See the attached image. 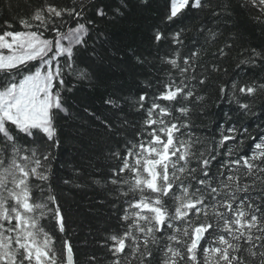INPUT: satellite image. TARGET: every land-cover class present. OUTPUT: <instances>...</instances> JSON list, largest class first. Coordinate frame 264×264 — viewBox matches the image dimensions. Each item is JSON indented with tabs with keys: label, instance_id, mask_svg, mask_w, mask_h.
Here are the masks:
<instances>
[{
	"label": "snow or ice",
	"instance_id": "1",
	"mask_svg": "<svg viewBox=\"0 0 264 264\" xmlns=\"http://www.w3.org/2000/svg\"><path fill=\"white\" fill-rule=\"evenodd\" d=\"M152 2L28 0L23 16L3 21L0 264H78L66 235L65 197L97 185L107 190L117 221L100 245L107 264H264V109L255 111L264 77L222 79L226 59L237 69L264 68V43L237 47L241 13L264 35V0H166L146 33L150 59L139 45L113 42L105 27ZM13 7L19 5L6 10ZM129 64L149 66L153 77L137 95L111 87L102 113L76 99ZM210 86L238 114L224 113L211 143L196 125ZM241 116L261 121L255 133ZM65 127L80 138L93 130L98 139L91 143L103 140L107 149H80L76 164H60L61 175L54 165ZM88 264H99L98 257Z\"/></svg>",
	"mask_w": 264,
	"mask_h": 264
},
{
	"label": "trees",
	"instance_id": "2",
	"mask_svg": "<svg viewBox=\"0 0 264 264\" xmlns=\"http://www.w3.org/2000/svg\"><path fill=\"white\" fill-rule=\"evenodd\" d=\"M10 2L14 6L19 5V8L13 7L10 11L6 10ZM57 2L62 5H68L71 0H57ZM27 3L28 0H0V27L3 26L5 19L15 20L18 16H23L25 14L23 6ZM133 4H135V0H133ZM165 4L166 0H153L151 7L147 10L133 7L127 19L106 25L105 31L113 42L139 45L141 50L149 55L151 59L153 53L147 48L146 33L149 27L158 21L159 14L163 12ZM177 23L179 24L180 22L177 21ZM185 23L195 22L186 20ZM237 28L242 37L237 42V47L241 44L258 46L264 43V35H261L256 26L244 13H241L237 17ZM193 35L194 32H188L185 37L186 44L192 39ZM228 35V32H224V35L220 38V42L222 43ZM214 50L215 46L209 49L208 56H205L204 59L207 60ZM164 51L165 49H162L161 54H164ZM233 55H236V53H233ZM224 65L228 69V75L222 76V79L225 81H228L236 74L244 76L245 79H250L253 76L264 77V68L251 69L242 66L240 69H237L234 59H226ZM151 67L152 69H156L159 68V65L153 63ZM245 73H247L246 76ZM152 78L150 68L147 65L133 67L129 64L125 65L122 69L113 68L104 77L105 82L103 84L91 89L83 88L77 93L76 99L78 101L85 99L90 105L95 107L98 113H102L105 111L102 101L106 91L111 87H117L122 89L125 94L135 96L143 89V82ZM205 108L206 115L204 118L196 119L197 134L207 136L209 143H211L217 131L216 125L224 119V113L229 112L233 115L234 119L238 114L235 105H230L226 99H220L218 89L214 86H210L207 89ZM261 109H264V96L256 100L255 111L260 112ZM129 119L140 120L141 116L131 113L129 114ZM240 122L249 126L251 132L255 133L257 130L256 126L261 121L252 116H241ZM61 123L63 124L64 122L61 121ZM62 135L65 143L62 147L60 158L54 165L61 175L65 173L60 169V164L65 162L76 164L81 155L80 149L96 155L107 149V144L103 140H99L96 144L91 143L93 138L98 139L97 134L91 129L86 131L84 136L80 138L73 135L72 128L65 127ZM250 144V140L246 141L242 146V151H247ZM107 196V190L97 185L73 191L70 196L65 197V208L71 206V216L67 225L68 232L66 235L73 246L74 260L78 264H88V257L92 255L98 257L99 264H107V254L105 249L100 245L103 243L107 231L117 223L113 210L110 207V199ZM100 201H104V203H100ZM48 227L52 228V225L50 224ZM56 234L57 236L65 235L58 232Z\"/></svg>",
	"mask_w": 264,
	"mask_h": 264
}]
</instances>
